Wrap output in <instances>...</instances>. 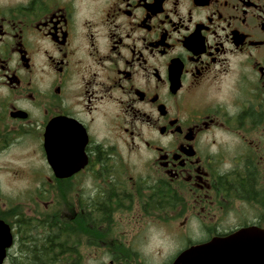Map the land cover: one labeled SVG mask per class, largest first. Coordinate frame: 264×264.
<instances>
[{"label": "flooded vegetation", "instance_id": "1", "mask_svg": "<svg viewBox=\"0 0 264 264\" xmlns=\"http://www.w3.org/2000/svg\"><path fill=\"white\" fill-rule=\"evenodd\" d=\"M155 214L188 246L261 240L264 0H0V264L76 220L147 264Z\"/></svg>", "mask_w": 264, "mask_h": 264}, {"label": "rangeland", "instance_id": "2", "mask_svg": "<svg viewBox=\"0 0 264 264\" xmlns=\"http://www.w3.org/2000/svg\"><path fill=\"white\" fill-rule=\"evenodd\" d=\"M62 206L67 204V198L65 196L60 198ZM130 218V215H127ZM156 214L150 217L132 218L131 221L136 226L137 234L136 240L134 241V249H138L143 253V261L147 264H168L181 250L186 248L187 244L175 237V231L177 230L173 226H169L163 220L156 219ZM125 218L122 220L124 225ZM137 221V222H136ZM191 230L189 227H185V232L187 235H198L196 232V226ZM130 238V235L127 237ZM100 245V246H99ZM94 246L83 247L82 253L84 257L83 264H110L108 258H106V253L111 252L110 249L129 251L127 245H115V244H99Z\"/></svg>", "mask_w": 264, "mask_h": 264}, {"label": "water", "instance_id": "3", "mask_svg": "<svg viewBox=\"0 0 264 264\" xmlns=\"http://www.w3.org/2000/svg\"><path fill=\"white\" fill-rule=\"evenodd\" d=\"M247 231L180 251L172 264H264V233L256 242L246 239ZM249 241V243L246 242Z\"/></svg>", "mask_w": 264, "mask_h": 264}, {"label": "trees", "instance_id": "4", "mask_svg": "<svg viewBox=\"0 0 264 264\" xmlns=\"http://www.w3.org/2000/svg\"><path fill=\"white\" fill-rule=\"evenodd\" d=\"M83 227V221L76 220L74 227L59 222L55 230L49 221L43 233L34 234L32 243L28 244L27 264H83V247L99 245L82 242ZM63 254L66 256L62 257Z\"/></svg>", "mask_w": 264, "mask_h": 264}]
</instances>
